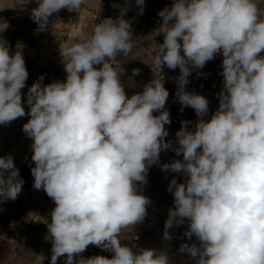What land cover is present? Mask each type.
Returning <instances> with one entry per match:
<instances>
[{
	"label": "clouds",
	"instance_id": "clouds-1",
	"mask_svg": "<svg viewBox=\"0 0 264 264\" xmlns=\"http://www.w3.org/2000/svg\"><path fill=\"white\" fill-rule=\"evenodd\" d=\"M35 3L30 18L45 31L54 13H79L85 0ZM135 3L143 14L145 0ZM117 7L120 15L101 19L90 34L60 38L64 81L43 84L41 75L27 92L30 119L22 130L32 140L33 187L55 204L46 221L50 264L61 257L64 264H171L165 251L122 243L125 230L146 218L151 200L140 189L149 167L169 149L183 159L160 165L162 171L185 179L173 177L168 186L174 207L163 239L171 240L168 230L187 220L184 236L199 243H182L179 251L196 264H264V0H173L159 10L154 33L164 39L154 52L153 78L131 97L121 82L136 42L123 18L130 0ZM15 47L10 53L0 39V125L26 115L25 46L18 41ZM217 54L223 87L219 108L205 119L209 101L185 89L192 69H203ZM165 66L179 68L181 111L191 107L198 117L192 130L191 121H181L175 147L165 139L171 123ZM23 184L12 155L0 156V202L15 201ZM89 245L112 257L84 258Z\"/></svg>",
	"mask_w": 264,
	"mask_h": 264
},
{
	"label": "rangeland",
	"instance_id": "rangeland-1",
	"mask_svg": "<svg viewBox=\"0 0 264 264\" xmlns=\"http://www.w3.org/2000/svg\"><path fill=\"white\" fill-rule=\"evenodd\" d=\"M27 2L28 0H0V39L8 42L10 53L16 51L15 45L18 41L24 44L23 57L29 73L26 86L21 89L22 106L26 115L8 125H0V156L11 154L15 167L19 169V178L24 180L22 191L15 201L0 202V264H50L51 259L52 245L45 239L46 221H50V213L55 204L42 189L36 190L33 187L34 178L31 175V168L35 165L31 160L32 140L22 130L23 125L30 119L27 115L29 108L26 103L28 89L41 75L44 76L43 84L66 79L59 53L60 38L79 39L90 34L94 24L99 23L101 19L107 17L115 19L120 15L118 9L107 3L101 4L96 11L86 7L79 13L62 9L49 18L45 31H37V24L30 18L31 12L21 11L29 7ZM123 18L131 22L133 38L136 40L131 55L122 65L125 72L121 76L126 95L131 97L142 92L144 85L153 78L150 67L158 40L154 31L143 25L144 20L137 11L127 12ZM136 23L138 25H135ZM133 69H140V74L133 76ZM221 72L222 55L217 54L203 69H192L188 77L192 80H205L207 83L203 90L185 89L207 98L209 111L205 119H210L219 108L217 93L223 87L218 81ZM164 87L169 92L165 109L169 111L171 119V123L165 125L169 132L165 139L171 141L175 147V133L180 130L181 121H191L188 127L192 130L198 117L191 107H185L181 111L182 106L176 97L178 86L165 82ZM158 114L154 113V115ZM182 159V155L177 156L169 149L160 152L159 164L149 167L148 183L140 189L141 193L151 200L147 207L146 218L142 223L125 230L123 234L125 239L122 243L134 247V250L153 248L158 252L165 251L171 264H196L195 259L179 251L182 243H199L195 237L189 240L184 236L187 220L183 225L168 230L172 236L171 240L163 239L168 210L174 207V197L168 191V186L173 177L178 183H183L185 177L183 173L162 171L160 165ZM81 255L84 258L93 255L112 257L111 252L103 251L93 245H89ZM65 258H59L57 264H64Z\"/></svg>",
	"mask_w": 264,
	"mask_h": 264
},
{
	"label": "built area",
	"instance_id": "built-area-1",
	"mask_svg": "<svg viewBox=\"0 0 264 264\" xmlns=\"http://www.w3.org/2000/svg\"><path fill=\"white\" fill-rule=\"evenodd\" d=\"M173 3V0H145L144 3V11L143 14L139 13V9H137V13H139V16L143 18L144 22L143 25L152 29L155 31L160 23L162 22V18L158 16V11L165 8V7H171ZM135 25H138L136 23ZM158 40V44L163 43V35H155ZM154 60V57H153ZM153 60L151 62V71L153 73L154 68H153ZM163 74L165 76V82L174 84L175 86H178L177 84V78L179 76V68L175 70H170L166 66L163 68ZM189 83L186 86V89L190 88H196V89H205L207 86V83L205 80H192L189 79ZM218 81L220 84L223 86V77L222 75L219 74L218 76Z\"/></svg>",
	"mask_w": 264,
	"mask_h": 264
},
{
	"label": "crops",
	"instance_id": "crops-1",
	"mask_svg": "<svg viewBox=\"0 0 264 264\" xmlns=\"http://www.w3.org/2000/svg\"><path fill=\"white\" fill-rule=\"evenodd\" d=\"M109 4V6L113 7L114 9H118L119 7H117V5L119 6H124L125 4V0H85V4L84 6H82L83 8L86 7L87 8H91V11H96L98 9V7L101 6V4ZM27 4L29 5V7L27 9H19L23 12H31L32 8H34L36 6L35 0H28ZM138 6L135 3V0H130V7L129 10L127 12H133V11H137ZM261 56H264V52H262L260 54Z\"/></svg>",
	"mask_w": 264,
	"mask_h": 264
}]
</instances>
